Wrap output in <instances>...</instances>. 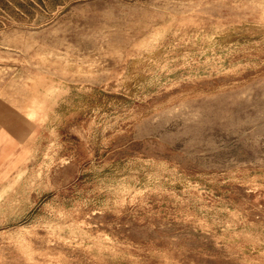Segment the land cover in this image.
I'll list each match as a JSON object with an SVG mask.
<instances>
[{"label": "rangeland", "instance_id": "374dc122", "mask_svg": "<svg viewBox=\"0 0 264 264\" xmlns=\"http://www.w3.org/2000/svg\"><path fill=\"white\" fill-rule=\"evenodd\" d=\"M60 1L3 32L45 107L15 264H264V0Z\"/></svg>", "mask_w": 264, "mask_h": 264}, {"label": "crops", "instance_id": "0c3cea01", "mask_svg": "<svg viewBox=\"0 0 264 264\" xmlns=\"http://www.w3.org/2000/svg\"><path fill=\"white\" fill-rule=\"evenodd\" d=\"M60 6V0H0V264L21 261L20 256L13 255L14 228L22 226L23 217H28L30 210L35 213L41 209L38 205L42 191L32 185L30 177L39 157L38 132L45 113L44 103L37 102L33 115H29L32 108L28 104L29 95L24 92L30 77L22 75L28 72V67L12 62L13 56L21 52L2 43L3 32L13 21L29 22L28 18L14 19V11L28 17L30 8ZM36 73L33 79L38 78Z\"/></svg>", "mask_w": 264, "mask_h": 264}]
</instances>
